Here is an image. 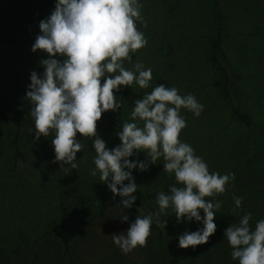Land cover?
Masks as SVG:
<instances>
[{
    "label": "rangeland",
    "instance_id": "1",
    "mask_svg": "<svg viewBox=\"0 0 264 264\" xmlns=\"http://www.w3.org/2000/svg\"><path fill=\"white\" fill-rule=\"evenodd\" d=\"M0 0V9L20 3L8 15L0 17V109L18 108L26 103L25 92L30 73L43 72L39 61L48 58L41 50L31 51L39 34V21L50 15L55 0ZM143 22L136 28L147 43L135 53H129L126 69L143 62L152 69V76L165 79L169 88L175 87L181 96L192 94L203 105L199 117L180 110L186 122L178 139L189 144L201 157L210 173L231 174L232 179L222 194L205 199L219 201L221 208L214 216L216 231L206 243L193 250L177 246L178 235L185 230L195 231L198 222L177 223L171 208L160 218L165 233L176 246L181 263L238 264L231 258L232 249L223 238L224 230L238 224L241 216L251 214L250 227L264 219V164L247 161L250 153L249 132L230 120L228 103L215 81L221 73L211 59L210 43L215 28L213 0H139ZM223 49L235 73L241 90L240 106L264 128V0H223ZM103 83V80H101ZM155 86L141 89L130 87L124 104V120L132 122L130 113L134 101ZM113 90L116 102L121 93ZM114 112L101 114L96 122L97 135L108 149L120 144L113 120ZM17 125L12 112L0 119V264H29L30 245L17 240L23 233L38 239V255L33 264H65L61 253L63 230L58 226L63 208L87 213L67 224L75 264H169L164 252L155 244V232L150 229L143 247L137 246L127 255L112 242L111 235L125 231L139 214H149V207H158L154 196L167 192L170 185L179 187L174 175L163 172V160L149 164L147 170L135 173L137 196L133 207L125 210L129 220L121 222L120 197L111 193L98 206V196L106 192V184L90 174L94 169L95 152L92 139H76L83 145L76 154L77 167L54 162L53 134L35 139L33 119L20 125L19 145L23 159L13 167L11 139ZM142 126V122H141ZM33 129V130H32ZM32 131V132H31ZM264 143V139H263ZM144 152H135L133 160L144 161ZM10 172L9 176H5ZM126 184L127 181H124ZM233 196L242 198L239 208ZM201 215H203L201 211Z\"/></svg>",
    "mask_w": 264,
    "mask_h": 264
},
{
    "label": "clouds",
    "instance_id": "2",
    "mask_svg": "<svg viewBox=\"0 0 264 264\" xmlns=\"http://www.w3.org/2000/svg\"><path fill=\"white\" fill-rule=\"evenodd\" d=\"M141 6L139 0H55L50 15L39 21V34L31 45L32 52L41 50L48 58L39 61L42 73H30L25 99L31 105L35 139L53 134L54 162L75 169L76 154L83 147L76 139L77 133L92 139L95 167L90 174L99 173V181L106 184L113 198H121L117 205L121 222L129 220L125 210L132 208L137 199L133 194L138 187L133 169L145 171L162 158L163 172L174 175L180 186L170 185L167 192L156 193L158 212L138 214L125 231L111 235L123 254L145 245L152 224L160 225L154 218L168 208L178 224L200 225L177 237L179 248L194 250L216 231L214 216L221 208L219 201L205 198L224 193L232 179L230 173H210L194 149L178 139L186 126L180 110L199 117L203 105L192 94L181 96L175 87L160 84L134 101L132 122L125 121L116 132L118 146L108 149L96 132V122L103 112L120 109L113 90L132 87L133 83L146 89L152 79V69L145 68L143 62L134 63L131 70L123 66L124 60H131L130 52L135 53L147 43L134 23L143 22ZM134 151L144 152L146 159L130 161ZM233 202L239 208L242 198L233 196ZM250 218V213L241 216L238 224L224 230L223 238L238 264H264V219L251 228Z\"/></svg>",
    "mask_w": 264,
    "mask_h": 264
},
{
    "label": "trees",
    "instance_id": "3",
    "mask_svg": "<svg viewBox=\"0 0 264 264\" xmlns=\"http://www.w3.org/2000/svg\"><path fill=\"white\" fill-rule=\"evenodd\" d=\"M26 0H21L19 2H23ZM222 2L223 0H213V5L215 7V28H214V35L213 39L210 43V48L212 51L211 59L218 67L220 73H221V79L215 81V85H217L223 96L225 97L228 107H229V118L232 121H235L239 124H241L243 127H245L249 132V140H250V153L247 161H260L264 164V128L259 126L252 115L244 111L240 106V96H241V90L237 87L236 82L241 77L239 73H235L232 69L231 64L227 60L225 51L223 49V37H224V22H223V10H222ZM20 5V3H13L10 5H7L0 9V17L10 14L14 11L15 8H17ZM136 24L137 21H134ZM126 61H123V66L126 68ZM153 86H158L160 84H163L166 88H169L168 83L165 81L164 78H162L159 75L152 76V79L150 81ZM130 93V87L125 86V88L122 89L121 93L118 95L117 102L120 104V109L114 112V123L118 129V131L121 129L122 124L125 122L124 115H123V109L124 104L129 96ZM31 105L26 103L25 105L18 107V108H1L0 109V119L4 118L5 115L12 112L13 115L16 118L17 125L15 127L12 139H11V147H12V161H13V167L15 166L16 162L20 159H23L24 155L23 152L20 149L19 145V133H20V125L22 122L28 120L31 118L29 114V109ZM133 157H129V160H133ZM10 172H7L5 176H9ZM132 174L134 177V182L137 179V175L135 173V170H132ZM260 194L264 195V188L259 191ZM111 192L107 190L106 192L101 193L98 196V203L96 204V207L100 203V201H103L105 198H107ZM155 198V196H154ZM158 207L152 205L149 207V213L152 212H158ZM86 210H79V211H69L65 208L61 210V214L59 217V223L58 226L63 230V242L61 246V253L65 258V264H75V259L72 254L71 250V244H70V237L67 230V224L74 219H77L81 217L83 214H86ZM163 218L166 219V215L164 213H159L158 217H155V219ZM155 232V244L159 250L164 252L166 255L167 261L169 264H195L194 261H189L186 263H181L177 254V249L175 244L173 243L172 239L165 233L164 228L161 226H157V224L154 222L150 228ZM17 240L21 244H28L30 245V256L31 260L29 264H33L34 261L37 258L38 255V239L37 238H31L27 235L21 233L18 235Z\"/></svg>",
    "mask_w": 264,
    "mask_h": 264
}]
</instances>
